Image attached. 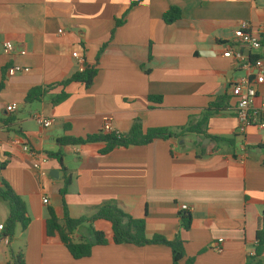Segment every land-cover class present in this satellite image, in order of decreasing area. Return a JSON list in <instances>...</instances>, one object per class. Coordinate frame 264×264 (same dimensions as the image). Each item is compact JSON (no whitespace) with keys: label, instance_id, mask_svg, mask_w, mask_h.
Instances as JSON below:
<instances>
[{"label":"crops","instance_id":"0c3cea01","mask_svg":"<svg viewBox=\"0 0 264 264\" xmlns=\"http://www.w3.org/2000/svg\"><path fill=\"white\" fill-rule=\"evenodd\" d=\"M171 7L182 15L167 24L163 16ZM244 22L248 32L264 37V0H0V163H7L1 176L23 199L31 220L26 231L17 227L8 244L0 240V264L9 261L6 247L22 251L26 264H173L167 246L115 245L111 224L102 220L93 225L109 244L75 260L58 237L46 234L49 208L63 217L60 191L66 175L71 218L91 217L113 201L145 220L148 238L171 241L179 234L185 249L179 264H246L264 213V129L239 134L231 86L253 81L256 71L224 57L230 48L250 64L264 60V45L251 50L238 44L235 32ZM7 42L13 51H6ZM14 66L30 71L9 75ZM86 67L98 70L91 87L62 85ZM35 88L48 93L26 104ZM62 93L68 98L54 105L52 98ZM257 93L254 108L262 109L264 84ZM222 97L226 100L207 131L232 145L186 134L108 155L100 154L104 143L63 147V165L48 156L59 150L62 137L102 133L106 119L121 135L136 119L145 131L196 124ZM12 104L17 110L8 113ZM37 116L50 119L51 126L41 127ZM26 145L48 157L40 171L23 151ZM182 212L192 218L188 231L181 228ZM8 214L0 199V225ZM88 235L87 225L75 233ZM260 261L264 264V254Z\"/></svg>","mask_w":264,"mask_h":264},{"label":"trees","instance_id":"16d2710c","mask_svg":"<svg viewBox=\"0 0 264 264\" xmlns=\"http://www.w3.org/2000/svg\"><path fill=\"white\" fill-rule=\"evenodd\" d=\"M135 3L132 5V7ZM125 13L123 19L127 16ZM182 15V11L179 7H171L163 16V20L167 24H173L177 22ZM117 20L116 27H120L124 20ZM114 31L112 32V35ZM102 48L100 52L104 50ZM98 70L96 67H86L83 71L74 74L71 78L62 83L63 86L71 83H82L87 88L93 85V82L97 76ZM48 93V90L42 88H35L28 92L25 97V103L31 104L42 100V98ZM68 98L67 94L52 98V103L58 105L64 102ZM150 100L161 101L160 98L150 97ZM225 97L218 98L216 103L212 104L209 109L205 110L202 114L201 120L193 125H187L185 127L172 129V128H149L146 131L143 129L142 122L136 119L130 132L127 135L120 137L114 134L100 133L93 136H87L86 138H74V137H62L58 139L57 144L59 150L55 153H48L49 158L56 159L63 165V154L61 148L67 146H84L93 143H104L105 148L100 151L102 155H108L116 149H128L130 147L146 146L158 140H180L183 139L186 134L202 135L207 139L213 140L217 143L226 142L230 145L233 144L232 140L213 137L208 134L207 126L209 119L219 114L222 107V103L225 101ZM7 163H0V199L6 202L9 207V214L4 224V230L0 236V240L3 238H9V241L15 236L18 226L22 231H26L31 220L28 216V211L23 199L11 188V186L1 176V171L6 168ZM71 184V177L65 176L64 188L60 191L63 198V217L59 218L53 208L48 210V218L46 220V234L48 237H58L69 254L75 260H81L89 258L92 255L93 248L95 246H106L109 244L104 232L98 231L94 228V222L102 220L108 222L112 226L113 231V243L115 245L130 244L138 247L147 245H163L167 246L172 251L173 264H179V262L185 257L184 240L179 234L171 241L165 239L162 236L155 235L148 238L146 235V223L144 219H134L130 215L126 214L115 202L109 201L97 208L95 214L91 217L71 218L68 213L65 196L68 188ZM181 228L188 231L191 228L192 218L186 212L180 214ZM82 225L88 226L89 235L75 236L76 231ZM257 245L255 248V256H247L246 264H261L260 257L264 254V213L260 224V227L256 234ZM10 258L7 264H26L25 255L22 251L14 252L9 251ZM187 264H193L192 261H188Z\"/></svg>","mask_w":264,"mask_h":264},{"label":"built area","instance_id":"2783aa9c","mask_svg":"<svg viewBox=\"0 0 264 264\" xmlns=\"http://www.w3.org/2000/svg\"><path fill=\"white\" fill-rule=\"evenodd\" d=\"M249 25L247 23H242L241 27L235 32V38L238 41V44L243 47H247L251 50H260L264 45V37H259L257 35H254L247 31V28ZM5 49L8 52L13 51L14 45L11 42H7L5 44ZM73 57L77 60H79L81 63H83V59L78 56L77 53L73 54ZM225 58H233L237 61H240L243 63L245 67L249 65H253V68L256 71V77L253 81H240L235 82L231 86V94L233 97L236 98V117L239 121V128L238 132L240 135L245 136L248 129L250 127H258L259 129H264V108L262 109H256L254 108V103L257 98V86L264 84V60L262 59H256L253 61L252 64L246 62L247 59L243 56L241 51H233L232 49H228L224 53ZM29 72L30 69L25 68L22 69L19 66H14L9 69V75H14L16 73L20 72ZM17 110V105L12 104L9 105L6 108V111L8 113H13ZM37 123L47 129L51 126V120L45 119L41 116L36 117ZM104 134H114V130L112 128L110 119L105 120V124L103 127ZM114 135L120 137L122 136L120 133L116 132ZM245 145H243V151L245 150ZM23 151L28 153L31 157L34 159L33 168L36 171H40L42 168V165L46 163L49 159L47 156L39 154L35 151H33L30 147L23 146ZM49 203L47 198L43 199V204L47 205ZM183 210H187V206H182ZM4 230V225H0V236L2 234V231ZM2 241H4L6 244L9 243V238H3ZM217 251H221L220 247H215ZM250 256H255V252L250 253Z\"/></svg>","mask_w":264,"mask_h":264},{"label":"rangeland","instance_id":"374dc122","mask_svg":"<svg viewBox=\"0 0 264 264\" xmlns=\"http://www.w3.org/2000/svg\"><path fill=\"white\" fill-rule=\"evenodd\" d=\"M5 205H7L8 206V204L5 202ZM7 248V250H8V252L10 251V247H6Z\"/></svg>","mask_w":264,"mask_h":264}]
</instances>
